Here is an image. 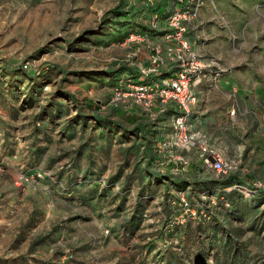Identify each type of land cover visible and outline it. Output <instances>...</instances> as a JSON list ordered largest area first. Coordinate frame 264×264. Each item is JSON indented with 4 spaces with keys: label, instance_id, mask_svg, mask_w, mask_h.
I'll use <instances>...</instances> for the list:
<instances>
[{
    "label": "rangeland",
    "instance_id": "obj_1",
    "mask_svg": "<svg viewBox=\"0 0 264 264\" xmlns=\"http://www.w3.org/2000/svg\"><path fill=\"white\" fill-rule=\"evenodd\" d=\"M202 1L196 52L260 83L264 0ZM144 8L0 0V264H264V105L206 82L185 149L169 113L152 120L112 102L116 82H89L130 52L145 65L139 48L155 32L137 43L110 34ZM212 153L226 173L203 163Z\"/></svg>",
    "mask_w": 264,
    "mask_h": 264
},
{
    "label": "built area",
    "instance_id": "obj_2",
    "mask_svg": "<svg viewBox=\"0 0 264 264\" xmlns=\"http://www.w3.org/2000/svg\"><path fill=\"white\" fill-rule=\"evenodd\" d=\"M139 1L148 8L155 7L148 30L155 32L159 41L153 43L150 48L149 65H135L140 75L146 79H117L113 85L112 102L122 104L128 110L140 109V112L150 115L152 120L164 113H170L173 128L171 137L177 138L179 142L175 145L190 149L194 147L195 142L193 135L188 133V120L197 104L201 87L206 82L218 87L226 72L214 59L203 58L195 49L197 39L191 32L198 23L203 1ZM210 2L214 7V3L211 0ZM161 16L164 22L160 24ZM146 37L147 31H132L127 34L124 42L137 43ZM134 55V52H130L124 59V64L134 65L131 62ZM208 76L210 79L207 80ZM204 151L202 148V153ZM203 163L219 173H226L229 168L227 163L214 153L208 154Z\"/></svg>",
    "mask_w": 264,
    "mask_h": 264
},
{
    "label": "crops",
    "instance_id": "obj_3",
    "mask_svg": "<svg viewBox=\"0 0 264 264\" xmlns=\"http://www.w3.org/2000/svg\"><path fill=\"white\" fill-rule=\"evenodd\" d=\"M257 1V0H256ZM155 7H151L150 9L148 7L144 8L143 11L141 12H132L130 10V14H142L144 15V17H140V18H133V19H128V20H124L122 23L124 24V26H119V28L124 29V27H126L125 25L127 24V26H130L128 29L125 28L124 30L127 29V31L129 32H141L143 33V31H140V26H143L146 28V25H148L150 23V19L152 16V12L154 10ZM125 16V15H124ZM137 16V14H136ZM137 21V22H136ZM163 21V18H161L159 20V23L161 24ZM147 40V39H146ZM145 40V41H146ZM150 40L152 43L158 42L159 38L157 36H150ZM140 42H143V40H141ZM147 43H141L140 48H139V52H140V59L141 62L144 63L145 65H149V54H150V49H147ZM263 59H264V50L261 51V55H260ZM262 64L264 66V60L262 61ZM113 69H109L107 71L108 76L106 77H102V79H98L95 75H91L88 78H90L89 82H93L95 83L96 81H101L102 84H111L110 80H112V83L116 82L117 79H120L122 77H131L132 79L136 80V81H141V80H145L146 77L140 75L139 71L137 70V67L135 65L133 66H129L127 64H114L112 65ZM115 67V69H114ZM246 75H244L243 78H241L239 71H237V69H231L229 71H226L225 74H223L222 78L220 79L219 83H218V87H217V97L225 92L228 91H234L233 96L235 99H239L240 102L248 105V106H257V105H264V77L262 78V81L259 83L257 79L251 77V72H246ZM261 74H264V70L262 71ZM107 78H109V81H107ZM103 80V81H102ZM244 80L247 83H243ZM114 81V82H113ZM250 81V82H249ZM83 86V85H81ZM94 85L91 87L94 89ZM83 90V89H82ZM70 97L73 99V101H77V96L76 94L74 95H70ZM85 103L91 104L90 101L91 99L88 97H85L84 99ZM262 103V104H259ZM139 114V113H138ZM170 114V113H169ZM233 115V113L231 114ZM96 117H98L99 115H95ZM138 116V115H137ZM140 116V115H139ZM232 117V116H231ZM230 117V118H231ZM135 118V120H134ZM127 119L129 120H134V124L137 128H148L143 126V119H138L136 117V115H133L132 118L127 117ZM262 150H264V142L262 143ZM264 152V151H263Z\"/></svg>",
    "mask_w": 264,
    "mask_h": 264
},
{
    "label": "trees",
    "instance_id": "obj_4",
    "mask_svg": "<svg viewBox=\"0 0 264 264\" xmlns=\"http://www.w3.org/2000/svg\"><path fill=\"white\" fill-rule=\"evenodd\" d=\"M127 12H130L129 10H127ZM114 14H125V12H122V11H119L118 9H116L115 11H114ZM123 21H114V23L116 24V25H118V26H124V24L122 23ZM126 27H124V29L125 28H129L130 26H127V24L125 25ZM131 28V27H130ZM142 31H144V30H148L147 28H145V27H143V26H140L139 27ZM124 29H121V28H114L113 29V32H115V33H110V34H112L113 35V38L114 39H118V40H120V39H122L123 40V36L125 35V34H128L129 33V31H127V29L126 30H124ZM140 30V31H141ZM107 73V72H106ZM107 74H110V73H107ZM93 117L95 118V119H98V117H96L95 115H93ZM111 122V124H115L113 121H110ZM138 130H140V132H141V128H137ZM237 177L234 175V174H231L230 176H229V178H228V181H233L234 183H238V182H241V181H239L238 179H236ZM257 197H259V201H261V200H263L264 199V191H262V190H260L259 191V193L257 194Z\"/></svg>",
    "mask_w": 264,
    "mask_h": 264
}]
</instances>
